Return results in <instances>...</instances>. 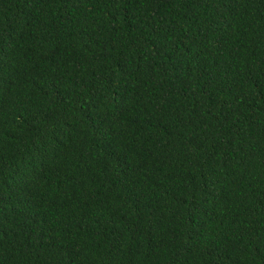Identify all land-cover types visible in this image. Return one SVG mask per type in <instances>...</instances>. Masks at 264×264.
Returning a JSON list of instances; mask_svg holds the SVG:
<instances>
[{"label":"trees","instance_id":"trees-1","mask_svg":"<svg viewBox=\"0 0 264 264\" xmlns=\"http://www.w3.org/2000/svg\"><path fill=\"white\" fill-rule=\"evenodd\" d=\"M0 264H264V0H0Z\"/></svg>","mask_w":264,"mask_h":264}]
</instances>
